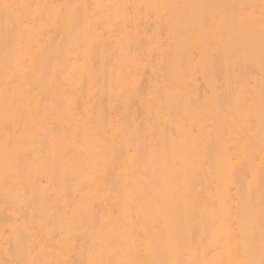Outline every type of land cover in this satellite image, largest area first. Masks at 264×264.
Here are the masks:
<instances>
[{"label":"bare ground","instance_id":"6f19581e","mask_svg":"<svg viewBox=\"0 0 264 264\" xmlns=\"http://www.w3.org/2000/svg\"><path fill=\"white\" fill-rule=\"evenodd\" d=\"M0 2L31 4L26 11L42 12L46 21L22 36L15 51L7 50L13 62L22 53L18 58L28 70L16 86L9 83L0 31V262L107 259L94 242L126 228L141 236L147 229L160 258H176L179 235L183 259L214 264L219 249L212 252L215 246L201 243V236L211 237L229 217L246 228L244 213H251L258 241L264 196L259 152L253 159L237 156L238 137L229 128L258 145L261 0ZM61 4L89 7L79 9L78 25L69 28L71 9ZM241 5L252 6L251 20L241 21ZM57 15L62 27L52 25ZM116 20L121 23L113 32ZM246 54L247 64L238 69ZM129 80L140 86L131 98L119 95ZM229 81L235 92L244 89L256 100L251 133L227 115ZM21 86L31 94L21 97ZM86 125L117 135L114 163L111 147L105 153L102 142L85 134ZM229 144L234 151L225 153ZM165 152L167 165L155 158ZM133 153L139 154L135 163ZM173 156L192 172V187L171 166ZM130 189L142 190L147 212L137 214L141 205Z\"/></svg>","mask_w":264,"mask_h":264},{"label":"snow or ice","instance_id":"6c2138e0","mask_svg":"<svg viewBox=\"0 0 264 264\" xmlns=\"http://www.w3.org/2000/svg\"><path fill=\"white\" fill-rule=\"evenodd\" d=\"M36 9L40 8H56V5H36ZM60 9H71L69 16L66 18V23L69 28H75L79 23V9H87L88 5H65L61 4L58 6ZM95 7L99 8L101 5H96ZM108 7H113L116 9L121 8L120 5H110ZM127 9L129 6H123ZM181 7V6H177ZM188 7V6H183ZM252 6L241 5V21H249L252 19L253 12L250 11ZM260 51L262 56L261 63V95L259 99V120H260V137L259 142L252 139L251 135L248 138H244L240 135L237 128L230 126L229 132L238 137V142L236 146V155L239 156L241 152L245 154L248 159H253L256 152H259L260 163L258 165L260 186L264 189V0H261L260 3ZM33 9L31 4L27 3H11V2H0V31L4 34L5 46H6V71L12 72V76L9 77V83L13 86H16L17 80L25 81L28 79V70L24 68L23 61L18 57L22 53H17V58L13 62L8 49L15 51V43L26 33H30L32 30L40 27H44L46 21L42 12L38 11H26ZM111 19V17H109ZM64 20L61 19L59 15L56 16L55 20L52 21V25L55 27H62ZM121 21L116 20L112 21L110 25V30L115 32L120 26ZM124 25L127 26V20L125 19ZM248 62V56L246 54L244 63L241 64L237 62L236 67L238 69H243ZM140 86L135 82V80H129L125 83L123 87L120 88L119 95H124L125 93L131 98L139 94ZM228 88L231 95L228 99L231 101L230 111L227 115L231 116L232 121L238 127L247 126L249 132L254 123V113L256 110V100L252 97L251 93L246 92L244 89H240L239 92H235L232 89L231 81L228 82ZM217 89L213 87L215 92ZM31 94L30 87L20 88L21 97H26ZM172 99V98H170ZM147 112H151V105L147 106ZM150 120V116L148 117ZM85 134L90 136L96 141H100L104 145L105 153L108 152L109 147H111V159L113 163L115 162L116 157V148H117V135L113 134L108 136L106 132L101 131L98 125H92L89 127L85 126ZM192 135L195 137L198 135L195 128L192 129ZM123 147V144L119 145ZM6 151H10L12 148V143L10 140L5 141ZM129 153L131 149L129 148ZM234 148L231 144L224 148L225 153H232ZM135 163V158H138V153L132 154ZM158 161L162 160L164 164H168L166 152L159 157H155ZM109 156L105 155V168H107V161ZM96 164L100 163V158L97 157ZM243 164L244 161H241ZM127 164V161H125ZM171 166L176 168L185 179V182L188 187L193 186L194 177L192 172L184 166L180 161L175 159L173 160ZM253 181H249V197L251 196V185ZM157 191H159V185L154 186ZM128 195L138 203L141 207L137 210V214H140V211L147 212V209L143 206V192L142 190L138 193L135 189H130ZM206 207H209L207 204ZM159 207V205H157ZM215 209V203L209 207V211L212 212ZM129 215L131 214L132 209L129 208ZM243 217L246 219L247 227L241 228L239 223L234 222L230 217L224 221V226L221 229L214 230L211 237L205 235L201 236V243L207 240L209 245H214L215 247L211 248V251L216 253L219 249L220 258L217 259L214 264H264V196L261 199V208H260V217H259V239L257 241L255 225L252 223L251 213H244ZM239 219V218H238ZM175 248H176V258L167 259L160 258L158 250H154L153 242L148 234L147 229H144V235H139L138 232H134L128 229H123L120 233H115L114 231L106 237L98 238L94 243L99 248L101 253L107 251L108 258L105 259L103 255L98 256L95 259H90L88 264H206V262L194 259V260H185L182 258L181 252V238L179 235L174 237ZM126 249V252H125ZM157 251L155 258H149L151 254ZM122 253H124L122 255ZM145 256V258H141ZM115 257V258H114ZM0 264H8V262H0ZM12 264H41V261L33 259L31 261H14ZM51 264V262H50ZM58 264V262H57ZM64 264H69L68 261H64Z\"/></svg>","mask_w":264,"mask_h":264}]
</instances>
